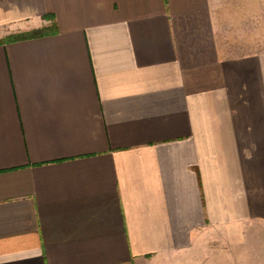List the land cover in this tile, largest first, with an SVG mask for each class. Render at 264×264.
I'll return each mask as SVG.
<instances>
[{
    "label": "crops",
    "instance_id": "0c3cea01",
    "mask_svg": "<svg viewBox=\"0 0 264 264\" xmlns=\"http://www.w3.org/2000/svg\"><path fill=\"white\" fill-rule=\"evenodd\" d=\"M256 2L0 0V264H264V51L219 44Z\"/></svg>",
    "mask_w": 264,
    "mask_h": 264
},
{
    "label": "rangeland",
    "instance_id": "374dc122",
    "mask_svg": "<svg viewBox=\"0 0 264 264\" xmlns=\"http://www.w3.org/2000/svg\"><path fill=\"white\" fill-rule=\"evenodd\" d=\"M241 13L240 17H234L237 22L235 27L238 26L240 30H235L234 33H226V38L219 41L220 48L226 56L264 51V0H257L255 8H242ZM231 36L234 37L229 38ZM241 234L242 237H245L249 235V232L246 230L241 232ZM210 235L209 245L201 247L197 253L192 254L194 261H197V259L203 261L199 264H249L253 255L260 256L258 255L259 248L251 247L250 249L248 247L250 243L249 240H246V237L242 239L216 240L212 239V234ZM263 235L258 239L263 241ZM238 240L242 244L241 247L233 248L229 241L236 242ZM217 257H224L223 262H219Z\"/></svg>",
    "mask_w": 264,
    "mask_h": 264
},
{
    "label": "trees",
    "instance_id": "16d2710c",
    "mask_svg": "<svg viewBox=\"0 0 264 264\" xmlns=\"http://www.w3.org/2000/svg\"><path fill=\"white\" fill-rule=\"evenodd\" d=\"M56 31H57L56 26L52 28L44 27V28L34 29L29 32H23V33L10 35L6 37L5 39L1 40V42H14L18 40L27 39V38L46 36V35L53 34Z\"/></svg>",
    "mask_w": 264,
    "mask_h": 264
}]
</instances>
